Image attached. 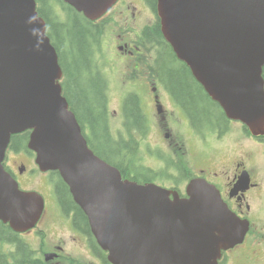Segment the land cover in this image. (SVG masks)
Listing matches in <instances>:
<instances>
[{"label":"water","instance_id":"obj_1","mask_svg":"<svg viewBox=\"0 0 264 264\" xmlns=\"http://www.w3.org/2000/svg\"><path fill=\"white\" fill-rule=\"evenodd\" d=\"M94 19L116 0H79ZM162 30L180 59L226 114L264 135V0H158ZM36 0H0V218L33 227L44 198L21 190L5 169L15 133L42 170H60L114 264H219L247 228L212 187L171 197L155 184L123 179L94 154L63 95L59 55Z\"/></svg>","mask_w":264,"mask_h":264},{"label":"flooded vegetation","instance_id":"obj_2","mask_svg":"<svg viewBox=\"0 0 264 264\" xmlns=\"http://www.w3.org/2000/svg\"><path fill=\"white\" fill-rule=\"evenodd\" d=\"M144 1L147 3L149 8L155 10L153 0ZM130 12L133 21H142L146 18V8L134 2L128 3L126 8L121 11L122 14H128ZM90 33L93 34L92 32L86 33L87 41L88 34ZM138 36L141 35L138 34ZM119 37L121 38L122 35H119ZM88 44L90 63L89 67L82 71L81 83L83 84L89 99L95 98L97 100V95L95 94L91 84L92 80H96L97 78L99 79L102 97L106 95L105 89L107 82L104 78H102L98 71L94 72L91 61L90 43L88 42ZM122 46L124 47L123 53L137 59V66L142 67L144 65V60L148 57V55L140 39H133L131 42H124ZM148 84L152 90L158 91V93L155 94L157 102L161 97L160 92L162 88L165 87L169 91L170 95L183 107L170 90V87L165 82L162 75L157 77L156 74H153L148 80ZM94 107L96 111L95 113H104V128L105 131L108 132V139H110L112 146L110 148L111 152H105L109 155H116L118 152V141L117 138L113 136L116 126L112 121L110 110L107 107H103L98 103V101L97 106ZM183 108L185 109V107ZM169 116L171 115L168 114L167 109L165 108V114L159 118L161 131L167 137L172 135ZM80 122L90 138L92 137V133L96 132L95 135L98 140L106 141V138L103 136V132H97L95 125L85 119L82 121L80 120ZM192 123L197 128L200 124H202V122H200V124H195L193 120ZM25 140V137L12 140L5 161L8 171L11 172V174L19 181H28L36 170L33 153L28 148L24 147ZM261 142L262 143L259 144H261L262 154L264 156V140ZM169 145L177 146L179 149L184 148V145L173 137L170 138ZM227 152H224L223 157H218L217 159L211 158L207 152H202L203 155L201 159L206 163V167L201 168V174H198V176H203L210 182H213V184L220 190L222 198L228 203L230 208L243 219L250 220V230L243 245L247 252L257 254L258 245L263 241L264 237L261 233L264 228L262 225V220L264 219V171L263 176H261L260 173L253 172L252 170L255 171L256 168H259L257 163L252 165L253 169H250L249 165H247V157L245 155L234 157L227 154ZM175 165V169H169L168 171V163L165 162V170L163 172L158 173L155 171L157 174L156 178L160 179L162 185L178 190L180 193H184L186 188L184 184L185 178L192 177V175H194V171L192 169L193 163L186 164L180 160ZM129 166L132 167L134 171L133 166L123 165L122 167L124 169V173L130 174V170L127 168ZM244 170H248L250 172L252 177L251 183L246 187H238L236 186L237 181ZM177 171H182L184 177L178 176ZM152 172L153 171L141 172V174L144 173L143 175L146 177L145 180L150 179V181H154L155 177ZM64 210L66 211L65 213L68 217L67 228L69 229V227H71L73 231V242L65 239L61 241L56 248L59 251H68V254L65 253L66 255H72V262L70 264H81V258L87 260L86 264H88L89 261L93 264H108L107 257L98 245L95 244V238L91 232L89 221L84 213L82 212L83 217H76V210L78 209L73 205L72 207H64ZM61 231L62 230H59L58 234H60ZM48 233L53 234L55 237L56 232L54 227L46 225L40 229H33L25 233H19L15 231L9 223H4L0 220V264H60L61 260L59 258L62 256L61 253L53 254V256L56 254L55 258H58V261L55 263L51 262L46 257V253H42L39 249H34V247H40V244L43 243L42 236L44 234L47 235V238L44 240V245L48 246L52 243V239L48 238ZM28 247L33 249L32 253L26 250ZM30 254H33L31 259L24 260L23 257Z\"/></svg>","mask_w":264,"mask_h":264},{"label":"trees","instance_id":"obj_3","mask_svg":"<svg viewBox=\"0 0 264 264\" xmlns=\"http://www.w3.org/2000/svg\"><path fill=\"white\" fill-rule=\"evenodd\" d=\"M39 3H43L42 8L40 7V13L46 18L49 29L48 33L52 37L54 44L57 47V50L60 54L61 63L64 66L65 72L67 73V79L65 81V90L64 93L67 96L70 104L73 106V110L76 112L79 119L87 120L93 125L96 126L97 132H103V136L106 138V141L100 142L101 151L103 153L111 152V142L108 132L104 128V113H95V107L92 105L87 92L83 86L82 82V71L85 68L89 67V44L87 41L86 33L89 32L87 26H85L77 16H74L72 26H68V33L70 35V50L65 51L63 47L65 42V37L63 35V29L66 25L60 22H54L55 18L50 16V8L47 6V0H38ZM161 25L158 23L155 26V29L149 30L151 34L155 37L159 34L157 41L162 46V52L159 56V65H160V74L163 76L165 82L170 87V90L179 100V102L185 107L186 111L190 114L192 120L195 124H200V122L210 120L212 114L215 119L219 121V115L224 114L221 107L205 99L204 94L202 93L203 87L201 84L193 77L190 73L189 68L184 64V68H174L172 65L176 56L169 43L164 41V36L161 32ZM99 28V27H96ZM164 53V54H162ZM69 81V82H68ZM92 87L95 94L97 95V101L99 104L102 103L104 98L101 96V86L100 81L97 78L92 80ZM211 104V105H210ZM200 105H202L200 107ZM210 105V106H209ZM128 115L130 118H133L130 123L132 126L129 127V130L137 129L138 131L145 133L144 120H142L143 114L141 115L140 103L135 97H131L130 101L127 104ZM221 110V111H220ZM142 120V121H141ZM132 134L130 133V137ZM26 137V136H22ZM102 138V139H105ZM19 139V138H18ZM130 145L125 147L127 150L124 153V156L127 155H136V147H133L134 140L133 138L129 141ZM93 147L97 150V145L92 141ZM95 150V151H96ZM98 151L101 155L105 156L110 162H114L111 158L104 155L98 148ZM120 168V167H119ZM139 169V173H140ZM124 175V174H123ZM130 178L139 179V175H130L127 174ZM125 178H127L124 175ZM150 180V179H149ZM146 179L144 182H148ZM58 195L60 201L66 207H77L76 217L82 216L83 213L79 206L75 203L68 189L67 184L60 177L59 181L56 183ZM81 219L83 220V218ZM24 260L31 259V256H24Z\"/></svg>","mask_w":264,"mask_h":264},{"label":"rangeland","instance_id":"obj_4","mask_svg":"<svg viewBox=\"0 0 264 264\" xmlns=\"http://www.w3.org/2000/svg\"><path fill=\"white\" fill-rule=\"evenodd\" d=\"M55 5L59 8V10L63 13V8L59 1H54ZM57 12L60 13V11L56 8ZM113 18L115 19V22L108 27V34L105 36L104 40L111 43V36L115 38V41L113 44L108 45V47L105 48V53L102 52L99 63L104 67V71L109 79V86H110V107L114 111L113 118L118 123V129H122L123 133L124 126L122 125V117H121V108H122V99L131 92H137L140 94L141 100L144 105L145 111L149 115V119L151 120V128L148 130V132L145 135H142L140 133H133V137L135 139L139 140V145L136 148V152L139 155V159L144 160L147 164H151V151L152 150H159V145L161 143L159 137V133L155 130L156 127H158L156 122V116L153 113L152 106L150 103V85L147 86V81L144 79L132 81L130 80V69L132 68L133 61L131 59L125 58V59H117L116 61H113L110 63V59L115 56V52L112 49L114 48V45L116 44L118 32L121 30L126 29V24L121 18L118 16V14H114ZM105 41V42H106ZM152 44L147 42V49H149V54L151 56L156 55V51H151ZM115 49V48H114ZM106 56V57H105ZM151 60H153L151 58ZM173 67L180 69L184 68V65L179 62L175 61L172 62ZM108 86V87H109ZM155 91V90H154ZM211 105V104H210ZM209 105V106H210ZM202 105H200L201 107ZM121 107V108H120ZM116 110V111H115ZM240 125V127H239ZM179 130L182 134L188 133V128L180 125ZM180 133V134H181ZM179 134V133H178ZM204 134H206L209 139H213L212 132L205 130ZM126 135V132L124 134H120V137H124ZM182 136V135H181ZM248 138V140H247ZM189 143L191 145L195 144L194 139H190ZM213 146L220 149L221 154L223 155L224 152H227V154H230L231 156L238 157L239 155H247L250 157V159L253 160H260L262 159L261 151H259V145L254 141L253 138H249L248 134H246L243 126L239 123H236V121L232 120V125L229 124V133L228 135L223 139V146L220 143V139L215 140L212 143ZM98 146V144H97ZM228 147V148H227ZM97 153L98 147H97ZM117 161L120 160L119 157L115 158ZM248 160V158H247ZM127 163L131 164V166H135L134 158H130L127 160ZM136 167V166H135ZM122 167H120L121 169ZM130 170V174L134 175L135 172L133 171L132 167H127ZM124 172V169H121ZM126 174V173H125ZM128 174V173H127ZM126 174V176H128ZM144 174V173H143ZM141 174L139 176V179H133L134 181L140 183L142 181H145V175ZM50 175V174H49ZM129 177V176H128ZM39 179V180H38ZM130 179V180H132ZM48 180V182L46 181ZM56 180V177L52 175L51 177H47L44 172L40 170H36V172L31 176L30 179H28V184L23 185V187L31 188L34 190H37L39 192L44 193L46 199H47V206L49 207V220L50 222H53L55 220L56 223H62L63 222V214L57 210L59 207L58 199L54 191L53 183ZM38 181V182H37ZM55 229H61L64 230L63 233L57 234L56 231V237H51V234L48 235V238L51 237L52 243H50L51 246L48 248V250H44L43 243L40 244V247H34V249H39L42 253H46V256L49 258L51 262H57L58 258L53 257L51 254H49L56 246L63 240L68 239L69 241L73 242V235L70 234V231L68 228L62 227L61 225L57 224L54 227ZM59 253L62 254V256L59 258L61 260L60 264H70L72 262V255H66L68 254V251H59ZM252 256H248L243 248H238L233 251L227 252L226 256L224 257L223 261L226 264H264V248L260 252V254L255 257L253 254ZM88 264H93L89 261Z\"/></svg>","mask_w":264,"mask_h":264},{"label":"bare ground","instance_id":"obj_5","mask_svg":"<svg viewBox=\"0 0 264 264\" xmlns=\"http://www.w3.org/2000/svg\"><path fill=\"white\" fill-rule=\"evenodd\" d=\"M26 138V137H25ZM26 141V140H25ZM28 141V140H27ZM112 167H114V168H116V169H118L120 172H121V170H120V168L118 167V166H115V165H111ZM122 173V172H121ZM122 176H123V179L125 180L126 178L124 177V175H123V173H122ZM57 182H58V180H57ZM56 182V183H57ZM151 181L149 180L148 182H143L142 183V185H144V184H149ZM4 189H5V187L4 186H2V188L0 189L1 191H4Z\"/></svg>","mask_w":264,"mask_h":264}]
</instances>
